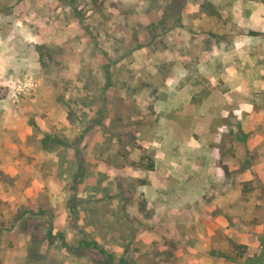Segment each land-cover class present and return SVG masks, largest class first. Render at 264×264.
I'll return each mask as SVG.
<instances>
[{"label":"rangeland","instance_id":"374dc122","mask_svg":"<svg viewBox=\"0 0 264 264\" xmlns=\"http://www.w3.org/2000/svg\"><path fill=\"white\" fill-rule=\"evenodd\" d=\"M262 137L264 0H0V264H264Z\"/></svg>","mask_w":264,"mask_h":264},{"label":"trees","instance_id":"16d2710c","mask_svg":"<svg viewBox=\"0 0 264 264\" xmlns=\"http://www.w3.org/2000/svg\"><path fill=\"white\" fill-rule=\"evenodd\" d=\"M49 233V232H48ZM33 234H31V236H32ZM48 236H50V235H48ZM262 240H263V242H264V235H263V237H262ZM67 246V245H66ZM68 247V249H69V247L70 246H67ZM111 263V262H110ZM111 264H113V263H111Z\"/></svg>","mask_w":264,"mask_h":264},{"label":"crops","instance_id":"0c3cea01","mask_svg":"<svg viewBox=\"0 0 264 264\" xmlns=\"http://www.w3.org/2000/svg\"><path fill=\"white\" fill-rule=\"evenodd\" d=\"M260 143H264V137L260 139Z\"/></svg>","mask_w":264,"mask_h":264}]
</instances>
